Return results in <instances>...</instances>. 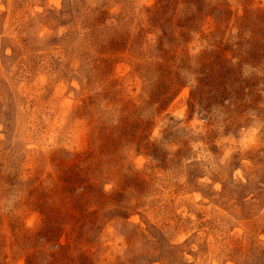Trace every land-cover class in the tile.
Wrapping results in <instances>:
<instances>
[{
	"label": "rangeland",
	"instance_id": "374dc122",
	"mask_svg": "<svg viewBox=\"0 0 264 264\" xmlns=\"http://www.w3.org/2000/svg\"><path fill=\"white\" fill-rule=\"evenodd\" d=\"M57 244L264 264V0H0V264Z\"/></svg>",
	"mask_w": 264,
	"mask_h": 264
},
{
	"label": "trees",
	"instance_id": "16d2710c",
	"mask_svg": "<svg viewBox=\"0 0 264 264\" xmlns=\"http://www.w3.org/2000/svg\"><path fill=\"white\" fill-rule=\"evenodd\" d=\"M80 201H82L83 197H78ZM81 206V204H80ZM77 210L81 213H84L83 210L78 206L76 207ZM85 215H83L82 219H86ZM82 219H78L81 221ZM78 221V222H79ZM59 223V222H58ZM87 223H83L80 227V238L79 240L83 239L85 233V227ZM90 227V226H89ZM61 224L56 225L51 221H48V224L44 228L43 232L39 235V238L46 240L47 242H51L56 237L57 233H60ZM62 229V228H61ZM55 235V236H54ZM58 238V237H57ZM58 245V244H57ZM27 264H93L92 260L85 254H79L77 256H73L70 253V248L67 246L58 245V249L56 251H52L50 253H46L45 255H31L28 260Z\"/></svg>",
	"mask_w": 264,
	"mask_h": 264
}]
</instances>
